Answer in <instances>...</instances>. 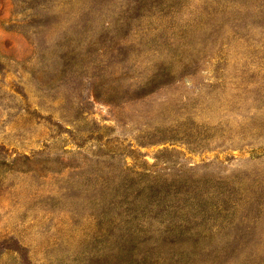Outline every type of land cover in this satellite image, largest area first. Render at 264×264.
Here are the masks:
<instances>
[{"label":"rangeland","instance_id":"1","mask_svg":"<svg viewBox=\"0 0 264 264\" xmlns=\"http://www.w3.org/2000/svg\"><path fill=\"white\" fill-rule=\"evenodd\" d=\"M0 264H264V0H0Z\"/></svg>","mask_w":264,"mask_h":264}]
</instances>
